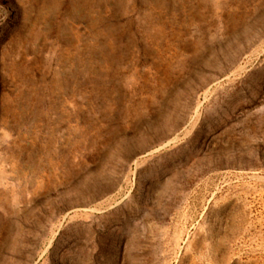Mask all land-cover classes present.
<instances>
[{"label": "rangeland", "instance_id": "rangeland-1", "mask_svg": "<svg viewBox=\"0 0 264 264\" xmlns=\"http://www.w3.org/2000/svg\"><path fill=\"white\" fill-rule=\"evenodd\" d=\"M0 264H264V0H0Z\"/></svg>", "mask_w": 264, "mask_h": 264}]
</instances>
